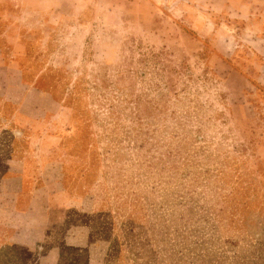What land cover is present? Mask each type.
Segmentation results:
<instances>
[{
    "label": "rangeland",
    "instance_id": "1",
    "mask_svg": "<svg viewBox=\"0 0 264 264\" xmlns=\"http://www.w3.org/2000/svg\"><path fill=\"white\" fill-rule=\"evenodd\" d=\"M15 1L14 61L45 101L0 134V194L21 192L13 145L39 151L45 237L0 240V264H264V69L198 37L182 0Z\"/></svg>",
    "mask_w": 264,
    "mask_h": 264
},
{
    "label": "crops",
    "instance_id": "2",
    "mask_svg": "<svg viewBox=\"0 0 264 264\" xmlns=\"http://www.w3.org/2000/svg\"><path fill=\"white\" fill-rule=\"evenodd\" d=\"M13 1L16 2L0 0V134L7 132L23 137L32 130L29 128L30 124L39 123L40 120L39 110L32 112L25 109L31 92L38 95V106L40 102L44 103L45 96H40V91L36 88L29 89L19 63L14 61V56L24 54L26 50L23 39L29 33L25 30L28 29L26 24L29 20L24 14L5 11L6 7H24ZM182 1L185 8L181 22L189 23L198 37L214 39L224 49L222 52L231 47L233 54L238 53L239 58L243 55L246 59V64L241 63L243 68L264 69V0ZM247 41L252 45H246ZM7 51L11 55L9 59L6 57ZM41 111L42 115L46 114L45 110ZM20 140L21 138L18 141ZM26 155L19 148L15 150L13 145L7 170L2 176L3 183L22 184V188L16 198L13 197L9 202L3 201V195L0 194L3 202L0 203V240L5 247L21 246L30 251H38L43 248L45 237V229L37 221L40 208L35 200L38 193L36 186L43 181V173L39 169L42 160L39 159V151L35 152V149L30 159ZM28 183H34L35 191L30 194H26L24 190V185ZM7 193L5 191L4 195ZM50 256L47 258L48 263L50 259L52 261Z\"/></svg>",
    "mask_w": 264,
    "mask_h": 264
}]
</instances>
